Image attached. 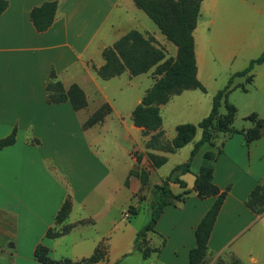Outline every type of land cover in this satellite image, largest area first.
I'll return each mask as SVG.
<instances>
[{"label": "crops", "instance_id": "crops-1", "mask_svg": "<svg viewBox=\"0 0 264 264\" xmlns=\"http://www.w3.org/2000/svg\"><path fill=\"white\" fill-rule=\"evenodd\" d=\"M6 1L9 6L0 16V139L17 130V142L0 150V264H41L35 258L40 244L49 249L54 260L78 261L90 258L105 241L108 258L101 264H112L111 255L123 261L134 250L140 229H128L129 242L122 246L119 232L125 233V221H132L123 219V215L131 206L138 209V215L142 207H147L149 220L152 190L163 180L153 182L152 176L160 169H153L146 156L149 137L132 118L148 91L139 79L145 74L131 77L126 72L129 79L117 93H111L110 85L99 81L95 68L105 65L103 51L128 32L151 33L136 26L125 29L130 20L139 17L133 9L134 0ZM47 2H57L58 12L51 28L39 32L31 12ZM203 14H209L208 0L202 4L194 32L197 77L206 87L210 70L207 56L214 39L208 31L214 21L202 24ZM230 36L235 37L225 40L221 50L228 65L236 62L242 50H238V36L245 41L243 34ZM53 73L66 89L77 84L84 90L86 109L75 111L70 102L49 103L47 87ZM152 73H147L153 79L151 88L155 84ZM236 73L232 72L231 77ZM94 91L99 100L91 104L90 92ZM197 91H185L161 106L162 131L167 141L176 137L177 127L183 124L174 125L175 136H167L164 108L189 105L199 114L198 120L190 124L209 116V101ZM104 104L111 106L112 113L102 123L85 129V122ZM222 139L218 146L217 140ZM211 149L222 151L215 164L214 182L228 194L209 240L207 264L233 259L241 264H264V213L257 214L246 205L253 190L259 185L264 187V136L247 145L244 135L220 134L215 147L203 148L195 160ZM152 152L166 156L169 162V156L178 151ZM136 153L143 155L140 164ZM123 156L126 163L121 160ZM138 168L149 172L148 185L143 186L136 177L129 178L130 172ZM188 176L192 174L181 179L187 189H193L196 176H192L193 184L187 182ZM171 188L175 195L186 190L178 184ZM67 197L72 200V211L63 224H57ZM215 201L216 197L201 199L194 192L184 202L166 209L156 227L157 234L149 237L152 247L161 250L155 254L159 264H189L190 252L197 244L196 230ZM81 221L90 223L79 224ZM66 225L76 226L63 236L47 237L50 229L60 231Z\"/></svg>", "mask_w": 264, "mask_h": 264}, {"label": "trees", "instance_id": "trees-1", "mask_svg": "<svg viewBox=\"0 0 264 264\" xmlns=\"http://www.w3.org/2000/svg\"><path fill=\"white\" fill-rule=\"evenodd\" d=\"M205 0H134L136 6L158 26L166 39L177 48L175 57H168L167 51L160 46L155 37L149 33L132 30L121 37L113 46L106 48L102 55L105 65L95 68L99 78L108 81L122 76L126 72L131 77L147 74L154 69L152 75L155 80L154 86L147 91L142 103L133 112L134 124L143 129V135L149 137L146 142V153L153 169H160L166 165L168 158L160 156L152 151H162L167 154H175L180 149L191 144L200 129L201 139L194 144L189 160L176 166L170 175L155 185L152 190V202L150 206L151 216L143 229L138 231L134 241V252H139L144 259L151 257L153 253H160L159 248L150 246V234H157L156 227L165 213L166 209L177 202H184L191 193H197L201 199L216 197L213 206L203 217L196 230V247L191 250L189 264H207L209 255V240L215 227L221 208L225 202L228 190L222 192L214 182L215 164L222 151L207 150L203 154V162L196 175L193 189H187V183L181 179L182 176L192 173V166L196 156L205 147H215V140L220 134L229 136L244 135L245 142L250 145L264 136V119L257 114H252L246 120L252 122L253 127L248 130H238L234 123L238 114L236 106L230 103L232 92L237 89L233 87L236 78L247 77V82H253L252 72L255 67L264 64V53L257 59L252 60L250 65L243 71L234 74L228 85L219 91L213 98L212 110L206 118L198 124H183L177 127V135L172 141L165 139L162 131L163 119L161 117V106L167 104L173 96L181 95L185 91L200 90L207 93L206 87L197 77V58L194 32L197 28L201 15V7ZM8 1L0 0V16L7 10ZM58 12L57 2H47L36 7L31 12V20L39 32H45L55 22ZM239 88V87H238ZM243 91H247L243 88ZM47 98L51 104L70 102L75 111H81L88 107V99L84 90L77 84L66 89L56 75H51L47 87ZM225 104L226 114L221 116L220 109ZM112 113L109 104H104L85 122L84 128L89 129L102 123ZM17 142V130L6 138L0 139V150L11 147ZM140 164L143 155L136 153ZM130 177L138 178L143 186L149 184V172L138 168L132 170ZM129 178L126 184H129ZM178 184L186 189L184 193L175 195L171 185ZM249 209L257 214L264 213V187L259 185L251 193L246 202ZM72 200L67 197L62 205L57 218V224H63L72 211ZM128 212L132 218L138 215V209L129 207ZM90 223L81 221L79 224ZM76 225H66L60 231L50 229L48 238H57L69 233ZM166 240H163V245ZM108 255V246L101 244L96 252L87 259L73 261L70 259L54 260L50 256L47 247L40 244L35 251V258L41 264H98ZM127 256V255H126ZM125 256V257H126ZM219 260L216 264H224ZM234 264H241L233 259Z\"/></svg>", "mask_w": 264, "mask_h": 264}, {"label": "rangeland", "instance_id": "rangeland-1", "mask_svg": "<svg viewBox=\"0 0 264 264\" xmlns=\"http://www.w3.org/2000/svg\"><path fill=\"white\" fill-rule=\"evenodd\" d=\"M209 14H203L201 23L213 22L210 24V31H212L213 49L208 51V60L210 65L207 69L206 74V88L207 93L197 91L202 97L208 99L209 114L212 110V103L214 96L221 90H223L229 83L232 72H241L245 70L252 60L259 58L264 53V0H208ZM134 11L139 16L138 19H132L129 21V25L125 29L139 28V30L150 32L152 36L156 37L160 46L163 47L168 54V57H173L176 55V46L169 42L166 37L161 33L158 26L146 15L145 12L140 10L136 4L133 5ZM209 25V24H208ZM129 26V27H128ZM232 33H240L245 36V41H243L239 36L238 39L241 41L239 45V56L235 63L226 64L223 61L224 52L221 51L224 48V41L229 40L233 36ZM235 37V36H234ZM233 37V38H234ZM255 42V43H254ZM247 46V49H243ZM154 69L151 70L153 72ZM253 82H247V77L237 78L234 81V86H239L235 89L230 96V103L236 106L238 110L237 118L235 121V127L237 129H243L251 127L252 122L246 120L252 114H257L260 119H264V64L257 66L253 71ZM153 77V75H152ZM129 79L128 74L123 75L113 81L102 80L99 78L101 83H106L110 85L109 91L112 93H117L121 86H124L126 80ZM140 81L143 83V88L149 90L153 85V79L145 74L141 76ZM112 84V85H111ZM246 88L247 91H243ZM91 104H95L99 100V96L96 91L90 92ZM221 114H226V107L223 104L221 108ZM163 118L165 121L164 130L167 136H175V126L177 123H193L199 118V114L195 112L194 109L185 103L173 104L168 108L163 109ZM197 124V123H195ZM202 137V131L199 130L195 140L189 144L188 148L179 150L175 155L169 156V162L162 166L157 174L152 176L153 182H159L164 180V178L170 175L172 170L181 164L186 163L194 148V144L198 142ZM168 140V139H167ZM171 140V139H169ZM224 139L217 140V145L220 146ZM121 144H124L122 138L119 139ZM136 156V154H135ZM126 157H121V160L126 163ZM194 166H192V176H196L195 173L199 170L202 165L203 157L197 158ZM188 176L187 182L193 184V177ZM162 184V183H161ZM151 188V187H150ZM151 190V189H150ZM175 189V192H178ZM142 195L140 196V198ZM144 208V209H143ZM151 211V210H150ZM173 212V208L171 209ZM128 212V211H127ZM126 213V212H125ZM130 213V212H129ZM131 214V213H130ZM125 215V214H124ZM123 215V219L128 220ZM132 218V217H131ZM130 223L125 221L126 227L124 232H119L120 238L122 239V246L129 242L128 229H134L139 227V231L144 228L148 223V208L142 207L140 214L135 218H132ZM127 223V224H126ZM152 234H150L151 236ZM119 238V239H120ZM155 243H158V238L154 239ZM104 245L108 246V242H103ZM102 243V244H103ZM150 246H152V243ZM109 251V246H108ZM116 255H111L112 264H159L155 258V253L151 255L150 258L144 259L143 255L139 252H134V250L128 254L123 261H117ZM108 255L98 264L103 261H107ZM80 261V260H78ZM224 264H234L232 261H225Z\"/></svg>", "mask_w": 264, "mask_h": 264}, {"label": "built area", "instance_id": "built-area-1", "mask_svg": "<svg viewBox=\"0 0 264 264\" xmlns=\"http://www.w3.org/2000/svg\"><path fill=\"white\" fill-rule=\"evenodd\" d=\"M124 216L126 219H130L132 217V215L129 212H126Z\"/></svg>", "mask_w": 264, "mask_h": 264}]
</instances>
